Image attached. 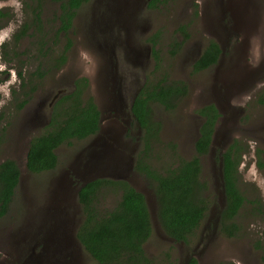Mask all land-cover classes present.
Returning a JSON list of instances; mask_svg holds the SVG:
<instances>
[{
	"label": "rangeland",
	"instance_id": "1",
	"mask_svg": "<svg viewBox=\"0 0 264 264\" xmlns=\"http://www.w3.org/2000/svg\"><path fill=\"white\" fill-rule=\"evenodd\" d=\"M41 1L39 27L33 24L35 1L0 0V163L12 159L21 170L14 202L0 220V264H98L76 236L83 221L79 189L97 178L126 180L146 196L153 235L145 250L155 264H188L191 257L199 264H264V0H160L154 7L150 0H92L77 11L73 44L60 69L52 63L66 43L56 34L61 3ZM156 34L161 69L153 73L150 39ZM210 40L219 44L220 60L194 72ZM148 76L181 80L189 88L173 111L154 105L162 124L149 160L156 170L197 155L200 108L214 104L221 114L210 151L201 157L211 207L189 244L166 234L155 184L135 168L143 131L131 105ZM82 78L89 80L85 96L101 111L99 134L60 146L54 170L29 172L31 139L44 132L54 104ZM236 140L244 150L240 189L262 212L246 204L234 219L239 234L228 237L221 231V156ZM119 199V192L107 190L98 206L109 211Z\"/></svg>",
	"mask_w": 264,
	"mask_h": 264
},
{
	"label": "trees",
	"instance_id": "2",
	"mask_svg": "<svg viewBox=\"0 0 264 264\" xmlns=\"http://www.w3.org/2000/svg\"><path fill=\"white\" fill-rule=\"evenodd\" d=\"M33 1L36 2L33 8V24L40 27L42 1ZM58 1L61 4L56 34L64 35L66 43L52 64L60 69L67 63L73 44L70 34L77 11L92 0ZM159 2L160 0H150L149 5L154 7ZM2 16L0 11V17ZM183 30L184 27L180 29ZM159 39L160 34L150 39L155 46L152 48L156 59L153 73L161 69V59L156 48ZM173 45L174 48L180 46L176 42ZM221 53L219 44L210 40L201 57L195 62L194 72L216 65ZM88 87V79H79L74 83L73 91L54 104L44 132L30 141L26 163L29 172L38 174L54 170L59 163L56 151L60 146L71 144L74 140L90 138L100 132L101 111L92 96H85ZM188 93L189 88L184 81L164 76L155 82L148 76L132 106L135 120L143 131L144 147L137 156L135 168L155 184L158 218L166 234L175 242L187 244L195 237L211 207V200L206 195L208 185L201 179V157L210 151L221 116L219 109L214 104H208L197 111L203 122L195 142L197 155L194 158L181 160L177 167L169 168L165 172L153 168L149 160L162 129V124L154 118V105L173 111ZM27 103L28 99L25 98L20 107ZM2 120L3 114H0V138L5 130L1 127ZM243 154L241 143L236 140L221 156L222 188L225 194L221 231L228 237L239 234L240 229L234 219L246 204L250 203L254 210L262 212V205L255 200H248L239 186V168ZM261 158L264 163V156ZM20 182L21 170L16 161L7 159L0 163V220L9 213ZM107 190L119 192L120 199L112 210L103 211L98 206V200ZM78 201L82 206L83 221L76 236L84 250L98 264H155L145 250V244L153 235V223L147 198L142 192L126 180L97 178L80 187ZM262 261L264 262V250ZM188 264L199 262L196 257H191Z\"/></svg>",
	"mask_w": 264,
	"mask_h": 264
},
{
	"label": "flooded vegetation",
	"instance_id": "3",
	"mask_svg": "<svg viewBox=\"0 0 264 264\" xmlns=\"http://www.w3.org/2000/svg\"><path fill=\"white\" fill-rule=\"evenodd\" d=\"M117 17H118V15L115 16V19H116ZM113 18H114V17H113ZM221 54H222V53H221ZM201 55H202V54H201ZM200 57H201V56H200ZM200 57H199V58H200ZM220 57H221V55H220ZM199 58H198V59H199ZM219 60H220V58H219ZM219 60H218V61H219ZM194 64H195V62H194ZM138 94H139V93H138ZM138 94H137V95H138ZM135 97H137V96H135ZM133 101H134V99H133ZM132 106H133V104L131 105V111H132ZM132 114H133V113H132ZM133 117H134V115H133ZM134 118H135V117H134ZM100 130H101V129H100ZM98 134H99V133H98ZM98 134H97V135H98ZM136 161H137V158H136ZM136 161H135V163H136Z\"/></svg>",
	"mask_w": 264,
	"mask_h": 264
},
{
	"label": "water",
	"instance_id": "4",
	"mask_svg": "<svg viewBox=\"0 0 264 264\" xmlns=\"http://www.w3.org/2000/svg\"><path fill=\"white\" fill-rule=\"evenodd\" d=\"M136 98V97H135ZM135 98H134V100H135ZM134 103V101L132 102V104ZM214 135H215V133H214ZM213 141H214V137H213ZM212 144H213V142H212ZM212 146V145H211ZM221 177H222V175H221ZM222 180H223V178H222Z\"/></svg>",
	"mask_w": 264,
	"mask_h": 264
}]
</instances>
